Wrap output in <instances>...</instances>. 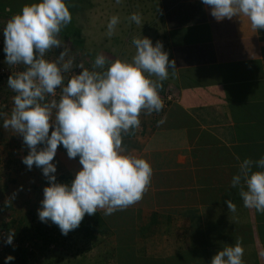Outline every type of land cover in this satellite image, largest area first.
Instances as JSON below:
<instances>
[{"label": "crops", "instance_id": "1", "mask_svg": "<svg viewBox=\"0 0 264 264\" xmlns=\"http://www.w3.org/2000/svg\"><path fill=\"white\" fill-rule=\"evenodd\" d=\"M103 8L94 4V14ZM210 11L202 0H131L113 11L121 15L110 43L127 48L115 60H131L132 39L147 37L161 42L176 64L175 75L170 69L162 82L163 109L142 113L140 128L123 140L128 153L150 162L148 190L126 210L95 214L104 227H97L99 235L115 237L110 250L124 253L114 264H211L237 238L244 264H264V214L245 208L230 186L237 157H264V29H252L246 17L217 21ZM133 12L140 24L128 19ZM18 139L22 147L23 136ZM53 163L57 182L74 180L82 170L79 157L70 159L62 144ZM228 199L236 213L228 211Z\"/></svg>", "mask_w": 264, "mask_h": 264}, {"label": "clouds", "instance_id": "2", "mask_svg": "<svg viewBox=\"0 0 264 264\" xmlns=\"http://www.w3.org/2000/svg\"><path fill=\"white\" fill-rule=\"evenodd\" d=\"M202 3L217 21L246 17L252 29H264V0ZM128 19L136 24L142 21L135 12ZM71 21L67 0H38L24 5L3 29L5 62L23 70L8 78L7 86L15 93L13 107L10 114L0 112V119L5 129L22 135L30 149L22 162L29 170L33 165L41 168L49 180L38 216L42 222L58 225L63 235L78 228L85 214L103 210L109 216L143 199L153 169L147 159L127 152L124 136L140 128L142 113L151 115L163 109L162 82L168 79L170 69L173 75L176 69L161 42L153 45L147 37H134L131 60L110 61L98 54L91 69L78 65L82 71L65 84V74L74 63L69 50L65 48L53 61L46 53L61 48L59 34ZM118 23L119 17L113 15L107 25L108 36L114 34ZM163 123L161 119L158 126ZM61 144L68 157H79L82 165L70 185L57 183L55 175L53 160ZM237 160L230 186L238 189L245 208L264 214V157ZM226 204L229 212L236 213L237 205L231 199ZM14 236L10 232L5 243L12 244ZM244 251L237 238L234 245L219 250L211 264H244ZM14 259L8 256L6 264Z\"/></svg>", "mask_w": 264, "mask_h": 264}, {"label": "rangeland", "instance_id": "3", "mask_svg": "<svg viewBox=\"0 0 264 264\" xmlns=\"http://www.w3.org/2000/svg\"><path fill=\"white\" fill-rule=\"evenodd\" d=\"M35 2L38 0H0V112L10 114L15 93L8 88L7 81L13 73L23 70L22 66L11 67L5 62L3 29L12 16L21 12L24 5ZM130 2L131 0H119V3L117 0L67 1L77 32L69 36L61 32L58 37L62 41L61 48H53L46 53V58L53 61L65 48L69 50L68 55L73 58L74 63L73 69L65 74V84L73 74L82 71L78 65L83 64L91 69L98 54L114 61L120 57L118 51H123L125 57L126 45L115 41L111 45L107 28L102 30L99 25L101 22L109 23L110 18L115 15L113 11L116 6L122 4L124 7ZM94 4L104 5L103 10L97 11L96 15ZM103 13L110 17L103 20L97 16ZM105 40L108 42L105 43ZM59 94L60 90L57 89V99ZM18 135L11 129H5L3 120L0 119V264H6V258L10 255L15 259L7 264H114L116 256L124 253L110 250L115 244V237L107 233L99 235L97 227L102 225L96 215L84 216L86 226L92 225L93 231L85 232L84 228L78 227L67 235H63L58 225L50 220L42 222L39 219L38 210L42 208L44 188L50 186V182L46 177L44 182L40 181L43 173L35 168L29 170L22 162L23 157L29 154V148L24 143L20 146L22 139L15 140ZM63 178L61 176L60 180L63 181ZM66 178L67 182L57 183L70 185L72 178ZM10 232L15 233L13 243L6 244Z\"/></svg>", "mask_w": 264, "mask_h": 264}, {"label": "trees", "instance_id": "4", "mask_svg": "<svg viewBox=\"0 0 264 264\" xmlns=\"http://www.w3.org/2000/svg\"><path fill=\"white\" fill-rule=\"evenodd\" d=\"M67 1H69V0H67ZM70 11H71V8H70ZM61 32H65L68 36L69 35H71V34H75L76 32H77V28L74 26V24H73V22L71 21V23L66 27V28H64V29H62V31ZM79 32V31H78ZM66 180H68V178H66V177H64L63 178V182L65 181V182H67ZM70 181V180H69ZM62 182V181H61ZM84 219L85 218H83V220H82V222H81V224H80V228L82 229V228H84L85 230V232H91V231H93L92 229H93V227H92V225L91 226H86V224H85V222H84ZM100 220V219H99Z\"/></svg>", "mask_w": 264, "mask_h": 264}, {"label": "built area", "instance_id": "5", "mask_svg": "<svg viewBox=\"0 0 264 264\" xmlns=\"http://www.w3.org/2000/svg\"><path fill=\"white\" fill-rule=\"evenodd\" d=\"M1 163H2V160H1V157H0V168H1Z\"/></svg>", "mask_w": 264, "mask_h": 264}]
</instances>
